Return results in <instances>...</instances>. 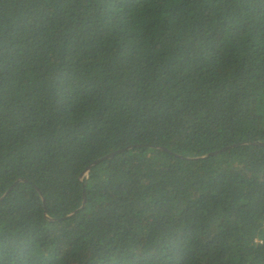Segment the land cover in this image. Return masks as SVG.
Masks as SVG:
<instances>
[{"label": "trees", "instance_id": "obj_1", "mask_svg": "<svg viewBox=\"0 0 264 264\" xmlns=\"http://www.w3.org/2000/svg\"><path fill=\"white\" fill-rule=\"evenodd\" d=\"M4 196L0 264H264V0H0Z\"/></svg>", "mask_w": 264, "mask_h": 264}, {"label": "water", "instance_id": "obj_2", "mask_svg": "<svg viewBox=\"0 0 264 264\" xmlns=\"http://www.w3.org/2000/svg\"><path fill=\"white\" fill-rule=\"evenodd\" d=\"M129 148H132V147H129ZM129 148H127V149H125V150H128ZM123 151H124V150H120V151H117V152H113V153H111V154H109V155H107V156H105V157H103V158L97 160L93 165H95V164H99V163H101V162H103V161H106V160H108V159H110V158H113L117 153H121V152H123ZM218 153H220V151L213 153V155H216V154H218ZM14 186H15V185H14ZM14 186H13V187H14ZM13 187L9 189V191L7 192V194L11 192V190L13 189ZM4 198H5V196L2 197V198L0 199V202H1L2 200H4ZM86 203H87V197H86V193H84V203H83V207H82V208H84V206L86 205ZM82 208H81V209H82Z\"/></svg>", "mask_w": 264, "mask_h": 264}]
</instances>
